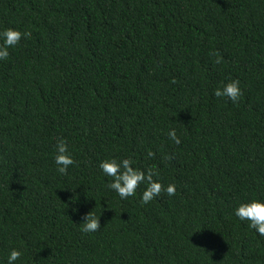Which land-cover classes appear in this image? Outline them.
Instances as JSON below:
<instances>
[{"label": "trees", "instance_id": "trees-1", "mask_svg": "<svg viewBox=\"0 0 264 264\" xmlns=\"http://www.w3.org/2000/svg\"><path fill=\"white\" fill-rule=\"evenodd\" d=\"M9 27L32 35L0 60V264H264L235 215L264 200V0H0ZM237 78L239 103L214 95ZM111 157L176 194L122 199Z\"/></svg>", "mask_w": 264, "mask_h": 264}, {"label": "clouds", "instance_id": "clouds-1", "mask_svg": "<svg viewBox=\"0 0 264 264\" xmlns=\"http://www.w3.org/2000/svg\"><path fill=\"white\" fill-rule=\"evenodd\" d=\"M30 31H21L16 28H6L0 31V60H6L9 56V49L18 45L23 38H31ZM215 56L214 63H223V56L219 52H213ZM173 78L172 83H175ZM240 80L230 79L227 83L214 90V95L218 98H227L233 103H239L243 95ZM169 138L175 143L180 144L181 140L176 134L175 129L168 132ZM55 163L58 166L57 171L61 175H66L68 168L76 163L69 149L67 140L63 137L57 139L56 143ZM149 157H154L155 153L149 151ZM167 159H172L168 156ZM135 161L129 158L111 157L103 160L99 167L103 170L107 177H111L108 187L115 191L122 199L134 196L136 190L141 184L146 185L141 198L142 204H148L155 197L159 196L162 191H166L167 195L174 196L176 194V185L169 184L166 188L158 178L160 176L159 169L155 166L142 169L134 167ZM235 215L242 221H249V227L255 229L260 235L264 236V200L253 199L249 202L241 203L235 210ZM100 217L97 216L94 209L86 213L81 231L84 233L97 232L101 228ZM22 255L19 249H12L8 256V264H15Z\"/></svg>", "mask_w": 264, "mask_h": 264}]
</instances>
